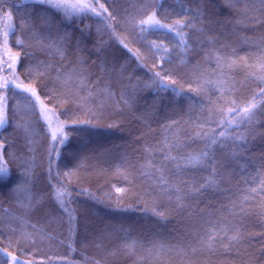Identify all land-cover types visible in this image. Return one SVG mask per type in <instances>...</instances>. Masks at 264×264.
I'll use <instances>...</instances> for the list:
<instances>
[{
    "label": "trees",
    "instance_id": "16d2710c",
    "mask_svg": "<svg viewBox=\"0 0 264 264\" xmlns=\"http://www.w3.org/2000/svg\"><path fill=\"white\" fill-rule=\"evenodd\" d=\"M94 4H104L109 12L116 17L112 24L115 33L127 44V48L115 38L112 31L107 29L105 22L96 16H75L64 18L62 13L47 6H41L34 2L24 0H0V32L3 30L4 11L12 14L13 27L16 36L25 40V43H33L30 34L21 32L19 24L23 19L25 23L34 25L36 29L42 30L43 17L55 20L61 35L67 34L68 41L65 47L67 56L65 65H71L72 69L84 71L90 81L96 80V74L105 69L104 60L129 65L130 71L141 79L148 81L150 73L138 65L137 61L129 52L140 49L145 52L144 47L135 39L136 30L133 23L137 19H146L141 14V0H91ZM162 5L158 16L164 23H171L181 16V4L177 0H155ZM235 3V0H231ZM187 3V0H184ZM230 0H204L200 5L204 15L211 20H204L207 37H215V49L219 50L222 45H229V53L235 50L234 59L243 57L247 60V69H232L229 72L231 81L236 87L231 93L225 89L221 90L215 86H207V94H197L188 91L190 80L187 76H178L179 85L184 91L177 94L170 86L168 90H157L148 88L142 90L137 97L136 105L131 113L127 110L105 109L104 119H93L88 108H80L76 105L66 104L71 109L68 115L64 114L56 100L45 96L40 92L41 101L49 109L58 111L61 121H68L64 131L68 138L63 145H56L59 157L53 162L55 171L64 172L73 169L79 176L75 177L69 185L71 192V208L74 210L75 220L72 224L73 231L69 232L67 215L62 216L63 222L47 225L45 214L52 213L61 216L58 206L46 198V193L51 191L48 174V150L52 142L43 120L32 119L33 131L36 134V148L31 154L23 149V140H17V154L24 159H30V173L27 177L21 175L17 179L16 173L22 172L16 163L4 156V162L11 173L9 176L0 174V218L7 219L11 216H24V210L18 202L21 197L13 189L18 184L28 183L32 192L43 197L40 204L26 215L31 224L44 225L46 231L55 237L53 240L44 239L38 242L36 248L29 252L25 248L22 253L19 244L11 243L10 237L0 233V264H11L7 256L15 255L18 259L28 261L33 259L37 264H47L51 258L60 259L70 264H264V193L241 204V198L247 195V189L257 187L264 180V111L257 110L250 123L241 124L236 132L243 134L245 140L236 141L230 145L225 152H217V160L220 163L217 171V184L202 195H197L192 200H185L187 205L184 210L178 208L174 202L166 198L153 195L147 196L146 192L153 191L150 181L142 177L139 171L131 168L117 170V165L122 160L128 161L138 169L141 164L146 163L144 157L145 149H154L165 136L178 138L181 142L198 128H194L193 122L200 123L208 119L207 109L215 105H221L223 99H234L237 103H247L253 93L264 87L258 79L249 75L256 72L261 73L256 64L264 55V11H254L252 16L258 19L248 20L235 13L229 6ZM250 5L260 9V0H249ZM115 6L116 11L113 10ZM196 7V5H193ZM244 5L236 4V8ZM119 12V14H118ZM242 21V23H240ZM202 25L197 23L196 27ZM147 38L160 42L163 33H154L149 30ZM203 39V37H202ZM12 33L9 36V47L12 53L20 52L23 58L24 49L18 47L14 42ZM163 43L172 49L176 45L175 37L169 33L163 39ZM1 46V44H0ZM37 54L39 59L46 60L44 54ZM212 47L205 42L199 48L192 45L187 53H182L177 47L172 56V64L169 67H178L180 71L190 72L197 64L203 69L212 70L216 68L215 61L206 62L205 53L212 51ZM70 53V54H69ZM221 55L225 53L221 52ZM58 58H52L53 63ZM183 61V63H181ZM151 67V60L144 61ZM17 71H20L19 67ZM2 75H8L1 72ZM52 77L56 72L51 73ZM24 79V77H21ZM107 80L108 77H103ZM210 79L215 80L212 76ZM28 83V80H24ZM103 86V85H101ZM50 88L57 87L49 84ZM71 87V85H70ZM95 87V85H94ZM192 87H196L195 84ZM115 89H113L114 91ZM83 95V93H81ZM103 97H101L102 99ZM23 106L25 101L16 98ZM64 99H67L66 97ZM98 101L93 100L89 107H95ZM11 107L13 100L9 99ZM227 105L226 107H231ZM122 108V106H121ZM92 120L91 125H72L71 120ZM175 122V123H173ZM109 125H114L110 127ZM165 125H171L165 128ZM205 129H216L215 123L205 124ZM221 129H217L220 131ZM4 137L12 138V127L0 129ZM190 148L186 151H198L203 147L202 143L189 141ZM246 145V146H245ZM232 153L235 156L231 155ZM173 155H179L180 150H174ZM153 164L162 160L163 156L153 153ZM79 165V167H77ZM126 173H131L125 179ZM193 175L207 176L209 173H192ZM171 178V177H170ZM188 177L185 176L184 179ZM203 181H201L202 183ZM55 183V180H52ZM113 186L125 188L127 195L115 193ZM245 190V191H242ZM111 193V196L105 195ZM155 201V204L153 203ZM233 204L237 207L233 209ZM155 207L156 212H163L164 217L155 215L151 209ZM240 207L245 209V215H238ZM7 210V211H5ZM232 210L235 215H230ZM211 213V219L224 217L242 231L251 236L240 246V254L235 249L225 250L219 244L215 250L200 249L198 236L209 225L206 220L207 214ZM16 227V225H12ZM0 228L7 229L6 225ZM28 231H32L31 228ZM231 235V233H229ZM15 239H19L17 232ZM135 240L137 247L132 252L123 248L125 241ZM227 243V241H224ZM155 245V246H154ZM197 251L193 253L191 249ZM38 250V254L37 253Z\"/></svg>",
    "mask_w": 264,
    "mask_h": 264
},
{
    "label": "snow or ice",
    "instance_id": "6c2138e0",
    "mask_svg": "<svg viewBox=\"0 0 264 264\" xmlns=\"http://www.w3.org/2000/svg\"><path fill=\"white\" fill-rule=\"evenodd\" d=\"M33 2L62 13L64 18L86 15L99 17L105 22L106 28L112 31L115 38L124 48L128 47L127 44H124L123 39L115 33L112 24L116 17L112 15V12L108 11L104 4L97 5L92 3L91 0H77L75 3H69L68 0H33ZM112 2L113 0H109V3ZM177 2L181 4L180 12L177 13L181 18H177L171 23H164L158 16L162 5L157 4L155 0H141L139 11L146 16V19H137L133 23V28L136 30L135 39L144 47L145 52H141L140 49H136L134 52L132 49H128V51L132 52L139 66L148 69L150 73L148 81L136 76L134 70L130 71L127 63L120 64L108 60L103 61L105 69L103 72L96 74L97 78L95 81H90L88 74L84 71H77L75 69L69 71L71 65L64 64V61L67 59L65 47L68 36L67 34L61 35L57 22L49 20L47 17L42 18L44 20L42 30L36 29L34 25L25 23L23 19L19 24L21 32L30 34V40L34 41V44H26L24 39L16 36V30L12 24L7 25L9 30L4 31L2 37H0L3 48V53L0 54V72L8 74L0 75V129L12 127L11 139L4 137L0 133V161H3L4 156L7 155L10 160L17 164L18 169L22 170V172L16 173L17 179L21 175L27 177L30 173L31 160L24 159L21 155L17 154L15 151L18 147L16 141L23 140V149L29 154L33 153L36 148V140L34 138L36 134L33 131V122L30 117H35L37 121L43 120L45 122L42 125V127L47 128L45 136H50L52 142L48 150V174L51 191L45 195L47 199L52 200L58 206L62 213L61 216L46 213L45 221L47 225L55 224L57 221L62 223V216L67 215L69 232L73 231L72 224L75 216L70 204L71 192L68 189L72 178L75 177L78 181L79 176L73 169L61 174V172L55 171L53 168V162L60 155L56 145H63L68 138L64 128L69 122L61 121L58 111L49 109L42 103L40 92L56 100L59 107L65 109V115H68L71 111L65 105L72 104L80 108L87 107L93 119L100 120L106 118V108L112 111H116L117 109H121V111L127 110L131 113L136 105L138 94L148 88L166 91L170 86H176L173 87V91L178 95L181 94L184 88L182 85H179L176 78L178 76H187L190 80L188 91L196 92L197 94L206 95L207 86L210 85L218 87L222 94L225 92V89L231 93L236 85L231 81L229 72L232 69L248 68L245 58H233L235 56L234 49L231 50V54H228L229 45H222L219 50H216V38L206 36L205 28H208L209 25L204 24L203 21H210L211 17L204 15L203 9L200 7L204 3V0H187V3H184V0H177ZM236 4H242L244 7L236 8ZM193 5H196V7H193ZM229 6L234 9L237 15L243 16L248 20H253L258 18L252 16V12L264 11V0H260V9H256L254 5H250L249 0H235V3H232L230 0ZM113 10L116 11L115 6H113ZM4 15L9 21L12 20L10 11H4ZM197 23H200L202 26L197 28ZM149 30L154 33L162 32L164 34L160 38L159 43L156 40L147 38L146 33ZM10 32L15 37L14 42L16 45L24 49L23 58L20 52L12 53L8 43ZM169 33L176 40V45L172 49H169L163 43V39ZM205 42L213 49L205 53L206 57L210 58L206 62L210 63L214 60L216 64L215 69L209 71L203 69L202 65L197 64L190 72L182 73L178 67L168 66L173 62L172 56L177 47L182 53H187L192 45H196L199 48ZM36 49H38L39 53L49 57V59H39ZM221 52L225 53V55H221ZM52 58L58 59L53 63ZM146 59L151 60L150 68L144 62ZM18 67L20 71H17ZM255 67L259 69L261 74L257 76L256 72H250L249 75L264 84V55L259 58V62ZM53 71L56 72L55 77L51 76ZM22 76L24 79L21 78ZM212 76H215L216 79H210ZM103 77H108V79L104 80ZM25 79L29 82L25 83ZM49 84H55L57 87L50 88ZM193 84L196 87H192ZM113 89L115 90L113 91ZM17 97L25 101L23 106L19 104V101L16 99ZM65 97L67 99H64ZM101 97L103 98L101 99ZM9 99L13 100L11 107L8 104ZM93 100L98 101L94 108L89 107L93 103ZM227 105L232 106L226 107ZM257 110L264 111V87L253 93L247 103H237L234 99H223L221 105H215L207 109L209 114L208 119L200 123L193 122L194 128H198L199 131H195L190 135L188 140L181 142L178 138H174L170 142V138L165 136L154 149H145L146 155L144 159L146 163L141 164L138 169L128 161L122 160L121 164L117 165V170L131 168L139 171L142 177L151 182L150 186L153 189V191L146 192L145 195L151 196L154 192L156 196L162 199L166 198L169 202L174 200L176 206L184 210L188 207L184 204L185 200H192L197 195H202L204 192L209 191L217 184L216 178L220 176L217 169L221 166L217 160V152H225L236 141L245 140L243 134L236 132V129L241 124L250 123ZM70 123L72 125H91L92 120L73 119ZM210 123H215L216 129H205L204 125ZM109 126L112 127L114 125ZM164 127L170 128L171 125H165ZM217 129L221 130L217 131ZM189 141L202 143L203 147L198 151H186L187 148L191 147ZM177 149L180 150V154L173 155V151ZM154 151L163 156V159L157 161V164L152 163V160L155 158L153 155ZM231 155L235 156L234 153ZM203 172H207L209 175L198 176L192 174ZM0 174L5 176L11 175L6 161L3 165H0ZM129 174L131 173H126L124 178L127 179ZM185 176L188 178L184 179ZM52 180H55V183H52ZM201 181L203 182L201 183ZM113 190L115 193L121 194V197L118 198H122L128 194L125 188L113 186ZM13 191L21 197L18 202L24 210L25 215H10L7 219L0 218V225L7 226L6 230L5 228H0V233L8 235L11 243L19 244L22 253L25 248L29 252H32V249L36 248L38 242L44 239H55L51 232L46 231L44 225L31 224L25 218L33 208L40 204L43 197L33 193L27 182L22 185L18 184ZM242 191L245 190L242 189ZM246 191L247 195L241 198V204L247 202L249 198L259 195V193H264V180L257 187L249 188ZM105 195L111 196V193H105ZM153 203L155 204V201ZM232 207L235 209L237 205L233 204ZM151 211L155 215L164 217V213L156 212L155 207ZM229 214L233 215V217L237 215L232 210H230ZM203 215L209 217L206 220L209 227H206L203 230V234L198 236L199 248L213 251L215 250V246L219 244L225 250L230 248L235 249L239 255L240 246L246 240L251 239L249 234L241 230L243 227L242 223L240 227H237L224 217L211 219V213L202 214V217ZM238 215H245L243 207H240ZM12 225H16V227H12ZM29 228L32 231H28ZM17 232H19V239L14 238ZM224 241H227V243H224ZM135 247H137L135 240H131L130 242L126 240L123 244V248L129 252H132ZM2 251L0 250V253ZM191 251L195 253L197 248L193 247ZM36 254H38V250ZM4 257L10 259L11 264H37L33 259L24 261L18 259L15 255L7 256V254H4ZM47 264H70V262L50 258Z\"/></svg>",
    "mask_w": 264,
    "mask_h": 264
},
{
    "label": "rangeland",
    "instance_id": "374dc122",
    "mask_svg": "<svg viewBox=\"0 0 264 264\" xmlns=\"http://www.w3.org/2000/svg\"><path fill=\"white\" fill-rule=\"evenodd\" d=\"M24 1H25V2H33V0H24ZM68 2H69V3H75V2H77V0H68ZM0 21H1V20H0ZM8 24H12V25H13L12 20L9 21L7 18H5V19H4L3 30H2V32H0V37H2V34H3L4 31L9 30V29L7 28V25H8ZM0 27H1V25H0ZM10 34H11V32H10ZM10 34H9V36H10ZM0 44H1V46H0V54H2V53H3L2 40H0ZM13 54H14V53H13ZM0 75H2L1 72H0ZM3 163H4V161H0V165H3Z\"/></svg>",
    "mask_w": 264,
    "mask_h": 264
}]
</instances>
